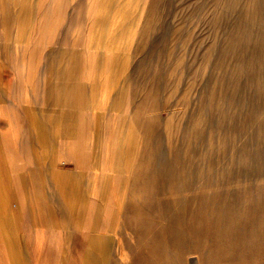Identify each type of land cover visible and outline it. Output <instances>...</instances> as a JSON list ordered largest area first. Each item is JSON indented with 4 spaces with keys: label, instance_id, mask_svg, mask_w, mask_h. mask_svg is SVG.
<instances>
[{
    "label": "bare ground",
    "instance_id": "obj_1",
    "mask_svg": "<svg viewBox=\"0 0 264 264\" xmlns=\"http://www.w3.org/2000/svg\"><path fill=\"white\" fill-rule=\"evenodd\" d=\"M183 1L176 33L179 0H0V211L54 205L36 196L41 184L62 208L142 213L160 185L173 207V176L192 167L202 208L229 98L223 1Z\"/></svg>",
    "mask_w": 264,
    "mask_h": 264
},
{
    "label": "rangeland",
    "instance_id": "obj_2",
    "mask_svg": "<svg viewBox=\"0 0 264 264\" xmlns=\"http://www.w3.org/2000/svg\"><path fill=\"white\" fill-rule=\"evenodd\" d=\"M179 1L173 26L176 33L184 25L180 13L185 2ZM197 1L188 0V3ZM222 1L223 85L229 98L223 103L220 118L221 144L218 146L213 142L211 146L214 150L207 145L205 153L207 171L202 208L195 203L193 167L185 173L187 176L183 173H179V177L176 175V179L173 176L175 181L171 186V196L176 194L181 205L176 201L173 207H167L161 196L167 190L160 185V198L155 206L149 207L150 203L143 201L142 213L139 209H131L132 212L126 208L116 211L114 208L97 206L87 210L58 207L56 194L49 196L51 194H46L41 184L38 187L40 191L35 192L36 196L44 204L50 202L54 205L42 206L40 211L48 218L55 215L63 217L60 220L65 222L58 226H38L62 235L60 238L51 233L60 242L59 245H52V250L67 258L59 260V264H264V0ZM247 15L252 17L247 20ZM195 24V15H189L186 27L193 32ZM209 35L206 27L207 48L210 46ZM207 69L209 75L210 69ZM258 101L263 105L254 108L253 103ZM47 195L49 198L54 196L52 201ZM183 202L187 204L184 206ZM8 210L0 213V217L12 216V210L22 209ZM33 215L28 211L15 213L22 222ZM152 223H155V228ZM159 230L162 231L161 236ZM29 231L31 236L21 238L20 246L23 253L25 242H29L28 252L35 257L34 249L37 246L31 244L30 240L36 241L33 237L36 227L29 225ZM158 235L159 242H156ZM0 248L5 249L1 245ZM3 249L0 251L4 252ZM155 251H158V255ZM86 255L90 261H83ZM28 263L37 264V261L34 259Z\"/></svg>",
    "mask_w": 264,
    "mask_h": 264
},
{
    "label": "crops",
    "instance_id": "obj_3",
    "mask_svg": "<svg viewBox=\"0 0 264 264\" xmlns=\"http://www.w3.org/2000/svg\"><path fill=\"white\" fill-rule=\"evenodd\" d=\"M42 207L38 206H24L23 208H17L22 210H12L14 213L12 216H9L10 219L6 220L5 216L0 217V245L4 250L0 251V264H29L30 260H36L37 264H59V260H64L67 258H62L61 254L56 253L52 249V245H59V241L54 238L53 233L50 231H45L44 227L47 226H58L64 225V221L60 220L63 217H59L57 215L45 217L43 212H41ZM21 211H28L30 214H34L33 216H28L27 219H23V222L18 220V216H15V213H20ZM8 211H0V213H5ZM25 220V221H24ZM85 222V220H82ZM26 225V226H25ZM29 225H34L36 227V232L33 234V237L36 238V241L30 240V243H34L37 246L35 250V257L30 256L28 252L27 244L29 242H25V251L22 253V249L20 244L21 238L26 239L28 236H31L29 231ZM40 226V227H38ZM25 228V229H24ZM23 229V234H22ZM29 231V232H28ZM53 233V234H51ZM64 234V232H63ZM58 235V234H57ZM60 238L62 237L61 234L58 235ZM49 251V252H48ZM2 254V255H1ZM42 254H46L47 256H41ZM88 255L85 256L87 258ZM83 259L85 261L86 259ZM88 261L90 258L88 256ZM86 260V261H87ZM48 261H52V263H48ZM89 264V262L87 263Z\"/></svg>",
    "mask_w": 264,
    "mask_h": 264
}]
</instances>
